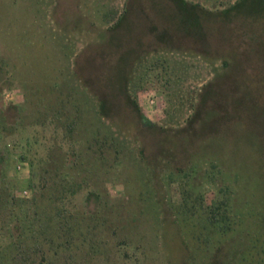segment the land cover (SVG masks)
Returning <instances> with one entry per match:
<instances>
[{"label": "rangeland", "instance_id": "1", "mask_svg": "<svg viewBox=\"0 0 264 264\" xmlns=\"http://www.w3.org/2000/svg\"><path fill=\"white\" fill-rule=\"evenodd\" d=\"M181 1L0 0V180L6 175L8 183H0V200L7 189L14 203L1 201L0 256L15 249L20 264L264 258L263 249L249 250L264 226L257 214L264 192V0L226 15L240 0ZM103 102L109 115L97 120L92 109ZM199 103L226 106V119L223 132L206 130L193 147L186 119ZM158 128L167 132L154 133ZM219 136L241 193L233 204L244 206L241 225L218 239L220 251L208 208L225 178L214 180L203 164L190 189L175 177L146 181L144 166L178 173L189 148L200 156L202 138L210 137L211 146ZM166 149L177 158L169 166L166 157L156 160ZM63 173L74 175L69 187L76 192L61 186ZM36 199L50 232L53 212L68 219L71 239L62 248L36 247L41 229L23 227L20 201L28 209ZM238 251L245 263L231 261Z\"/></svg>", "mask_w": 264, "mask_h": 264}, {"label": "trees", "instance_id": "2", "mask_svg": "<svg viewBox=\"0 0 264 264\" xmlns=\"http://www.w3.org/2000/svg\"><path fill=\"white\" fill-rule=\"evenodd\" d=\"M247 1H250V0L238 1L233 7H231L227 11H224L222 14L226 15V13L233 12V11L238 12L239 10L242 9V6H246V4L248 3ZM181 3L187 4L184 0H182ZM195 7L199 8L200 6H195ZM186 31L188 32V30ZM130 97H133L132 104H133L135 111L138 112V114H141V110H140V106H139L137 98L134 95H130ZM92 111L94 112V115H95L94 117L95 118L97 117L96 118L97 120H99V118H101V120L105 119L109 115V111L107 110V107H106V102H103L100 108L92 109ZM225 119H226V106H222V105L206 106L202 103L195 105L191 109V113L186 119V126H187L186 130L189 131V134L191 137L190 139L191 141H193L191 145H193L194 147L195 139L196 140L199 139L198 137H200V135L204 137L203 134L206 133L207 131H208L207 133H212L214 135H219V133L223 132L222 127L224 126L222 124ZM101 124L104 127L102 129L104 130L102 131L104 135L103 134H102L103 136L101 135V140H104L106 144V141L110 139L108 137L109 133H107L108 128L105 126L104 123H102V121H101ZM105 131H106V134H105ZM157 132H167V131L165 128H162V129L158 128L154 131V133H157ZM180 134H183V132H181ZM136 136H137L136 140L139 143H141L142 139H140L139 135H136ZM208 138H202L203 141H201L200 145L202 146L201 149L203 150V153L200 156L196 155L195 150H192L191 148H189L190 151L188 152L190 153V156L187 160L188 164L184 165L185 168L178 169V173L174 172L173 170H169L170 168H167L168 169L167 173L165 172V169H161V171L158 172L156 169L149 167V165L145 163L144 166L145 167L147 166L146 169H148L145 180L146 181L150 180L156 176L157 178L154 179L155 181H157L158 179L164 182L166 179L171 180L175 177L176 179L182 180L180 182H182L184 187L188 186L190 189H194V187H196V184L194 183L196 175L198 172H200L199 170L200 167L203 166V164H207V163L211 165L214 171V176H213L214 180L215 179L217 180L221 176L225 178L223 182L226 184L222 182L220 186L218 185V181H214V183L216 182V185L219 186V191L217 192V196L214 199L212 205L208 208V214L210 215L209 227L211 228L210 232H213L212 237L214 238L213 248L215 247V249L220 251L219 249H221L222 242L218 239L224 238L225 236L226 237L229 236L230 233H233L234 231H236V228L239 225H241L243 221L244 206L242 208L240 207L237 208L233 204L238 194L241 195V193L238 188V179L236 177H233V175L229 172V169L227 168L225 164L224 158L222 157V155H220L222 152L221 146L223 142H225V140H223V137L219 136L218 138L214 139L212 145L209 146L210 143H208ZM208 146H209V151L205 152ZM125 149H126L125 142L122 141L119 146V152H122ZM169 151L170 149L161 151L162 156L156 157L157 158L156 160L162 161L163 159L165 160V157H166L168 160L167 165L168 166L171 165L174 160H177V158L172 154H166ZM156 160L155 162H157ZM223 167L226 168L225 172L223 171L224 170ZM164 172H165V175L163 174ZM2 177L3 178L0 180V183L1 185L4 183L5 186L4 185L3 186L6 188L8 184L6 182V175ZM73 177L74 175L71 176L67 173H63L61 175V180H62L61 186L66 187V188L68 187L67 188L68 191L70 190L71 192H76V189H73L74 187H69L71 182H76L75 180L73 181ZM76 185L80 187V184H76ZM45 187H48L47 183ZM2 192H6L7 195L5 194L6 195L5 198L0 200V205H1V201H4V203L7 206L10 204L11 205L14 204L13 201L12 203H10L7 189L2 190ZM251 194L252 196H254L253 195L254 193H251ZM49 199L52 200L51 198ZM4 203L2 204L4 205ZM261 204L264 205V192H262ZM261 204L259 205L260 209L257 210V214L261 216L260 217L261 219H263L264 209L261 208L262 207ZM24 205H26V203L24 201H20V206H21L20 214L23 215L22 220H23V223L25 224L23 227H28V230H31L32 232V228H35L36 226H38L42 231V234L38 236V239H37L38 243L36 247L40 248L44 244L49 243L53 245L52 247H54L55 249H58V248H62L63 246H65L67 242H70L71 235L66 233L67 230L64 231L65 222L66 220H68L67 218L64 217L65 216L64 212L58 211V213L53 212L51 214L53 226L50 232L49 225L48 224L44 225L43 223L44 222L43 221L44 220L43 219L44 208L42 210V206L40 205L39 200L36 199L32 203H30L31 207L35 206L33 213H29V210L31 207L26 209ZM187 212H191V210H188ZM28 219H29V223H28ZM262 232H263V237H261L260 239H257L256 243H254L251 249H249L250 252L252 251L255 252V250H252L255 248V249H263L261 253L262 254L264 253V226L262 227ZM9 250L11 249H8V251ZM258 254H257L258 256L257 257L253 253L256 259H258V263L264 264V258L260 256V253ZM6 255L10 257L9 258L10 261L8 260L10 264H20V257L18 256V253H16L15 249L10 251L9 253H2V255L0 256V260L3 261L4 259L8 258ZM230 259L233 263H236L235 261H238L240 263H245L247 261V255L244 254L243 251H238Z\"/></svg>", "mask_w": 264, "mask_h": 264}, {"label": "built area", "instance_id": "3", "mask_svg": "<svg viewBox=\"0 0 264 264\" xmlns=\"http://www.w3.org/2000/svg\"><path fill=\"white\" fill-rule=\"evenodd\" d=\"M22 166H23V165L19 164V165L17 166V169H18V170H22ZM28 195H29V191L25 190V191L22 192V196H23V197H27Z\"/></svg>", "mask_w": 264, "mask_h": 264}]
</instances>
